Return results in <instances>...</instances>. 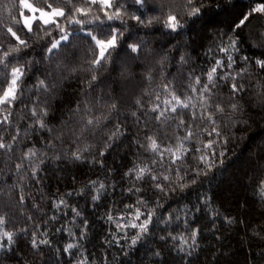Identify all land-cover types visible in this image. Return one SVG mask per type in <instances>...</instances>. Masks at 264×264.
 Returning a JSON list of instances; mask_svg holds the SVG:
<instances>
[{
  "label": "trees",
  "instance_id": "trees-1",
  "mask_svg": "<svg viewBox=\"0 0 264 264\" xmlns=\"http://www.w3.org/2000/svg\"><path fill=\"white\" fill-rule=\"evenodd\" d=\"M30 1L36 6L37 0ZM2 3L8 8L0 6V36H7L5 27L11 25V17L17 15V7L13 5H18L19 0H2ZM233 3L235 7L228 5V10L223 11L226 0H215L208 14L211 16L216 11L215 4H219L221 15L214 18V23H204L207 16L195 23L189 20L178 34H167L158 24L151 29L131 27L135 21H130L133 38L128 43L143 38L148 41L147 48L139 60L128 64L129 81L120 79L121 66L125 64L121 57L115 71L109 67L108 71L98 73L94 89L86 85L91 78L87 61L92 58L86 42L76 41L67 52L61 51L45 59L42 48L49 38L39 42L35 38L29 39L32 48L28 49L29 55L25 59L32 63L21 84L22 95L12 108L13 123L5 133V139L8 141L17 129L19 136L11 153L0 151V214H6L8 218L7 230L16 233L11 250L0 252V264H77L81 253L87 257L88 264H264V198L259 190V182L264 178V111L257 106L256 96L258 84L264 82V73L253 65H247L248 72L241 81L248 90L240 100L249 120L247 130L232 129L234 138L226 146L224 164L214 168L207 178L201 177L202 182L161 197L163 207L158 209L157 215L167 220L171 213L170 223H155L154 218L149 234L135 246L129 247L124 240L119 244L109 243L113 241L111 233L116 231V225L108 221L107 213L118 217L125 214L124 205L133 204L138 197L154 201L161 196L154 194L155 190L146 181H136L125 175L134 164H147L152 159V154L139 147L137 141L145 143L146 134L156 133L163 137L165 133L172 136L176 131L171 121L161 125L151 119L153 113L145 114L154 96L143 97V109L135 104V99L145 89L159 91L165 79L183 91L181 86L189 83L190 73L201 76L213 57L223 56L217 52L221 41L227 40L222 34L232 35L231 25L241 12L247 10L251 0H233ZM145 32L151 35L146 36ZM260 32H264V18L259 16L251 18L250 23L237 31L238 57L264 58V41L258 38ZM165 55L167 62L161 66L158 62ZM181 56L187 60L183 65L179 63ZM242 63L237 58L234 67L239 70ZM149 69L153 75L151 83L143 80ZM45 77L49 83L57 84L53 92L45 93L34 87L38 79ZM121 94L125 100L123 106H120ZM220 95L226 100L228 88L223 87ZM109 97L116 98L118 112L111 113L104 131H110L119 122L125 134L103 157L97 155V150L102 148L103 132H98L96 137L89 136L87 142L95 147L83 153L84 159H72L71 153L77 144L81 148L84 146L81 141L73 143L70 129L77 127L79 119L78 115H73V109L78 103L83 107L82 102H88L89 107L95 105L93 111L100 115L106 113L102 105L110 102ZM34 105L48 107L46 122L53 129L52 133L33 125L30 109ZM132 112H136V116ZM58 136L60 139H56ZM48 142L54 147H47ZM33 146L40 150L38 155L45 154V162L40 165L35 178L28 161L19 173L15 168L21 162L22 153ZM56 156L60 158L55 159ZM90 181L97 182L95 187L89 184ZM100 183L105 188L101 190L100 199L93 201L92 196ZM133 185L142 191L130 193L128 189ZM61 199L67 202L66 205L55 207ZM73 207L80 211V216L72 212ZM177 216L179 220L175 219ZM190 227L200 230L195 249L185 246L184 251H179L174 246H178V241L161 239L169 233L187 236ZM33 232L39 239H48L50 244L33 249ZM69 232L75 236H70ZM122 235V232H116L117 238ZM70 242L79 245L72 250L73 255L63 252ZM189 251L191 255L187 254Z\"/></svg>",
  "mask_w": 264,
  "mask_h": 264
},
{
  "label": "snow or ice",
  "instance_id": "snow-or-ice-1",
  "mask_svg": "<svg viewBox=\"0 0 264 264\" xmlns=\"http://www.w3.org/2000/svg\"><path fill=\"white\" fill-rule=\"evenodd\" d=\"M214 2L215 0H37L34 6L30 0H19L18 5H13L17 7V15L12 16V24L5 27L7 36H0V151L11 153L19 136L17 129L16 134L10 135L8 141L5 139V133L9 131L13 123L12 108L22 95L21 84L32 63L31 60L25 59V56L29 55L28 49L32 48V44L29 43L30 38H35L37 42L44 40L45 37L49 38L42 48V51L46 53L45 59L61 51L67 52L76 41L86 42L89 46L88 51L92 54V58L87 61L89 64L87 71L91 73V78L86 81V85L87 88L94 89L98 73L108 71L109 67L115 71L117 61L121 57L125 59V64L121 66L120 79L129 80L128 64L139 60L147 48L148 41L143 38L137 42L128 43V40L133 38L130 21H135V25L131 27L151 29L158 24L166 30L167 34H178L189 20L195 23L204 20L207 16L208 19L204 20V23H214V18L221 15L220 5L215 4L216 11L209 16L208 10L212 8ZM228 5L235 7L233 0H226L223 11L228 10ZM0 6L8 8L2 0H0ZM255 16L264 18V0H251L247 10L241 12L231 25L232 35L222 34L227 36V40L221 41L217 52L222 53L223 56L213 57L210 66L201 76H193L190 73L189 83L181 86L183 91L173 85L172 81L165 79L159 91L149 92L145 89L135 99V104L143 109V97L154 96L151 107L147 108L145 114L153 113L151 119L161 125L171 121L175 124L176 131L172 136H167L165 133L163 137L156 133L146 134L145 143L137 141L139 147L152 154V159L147 164H134L125 175L134 177L136 181H146L155 190L154 194L159 193L161 196H157L154 201L144 199L142 196L138 197L133 204L124 205L125 214L118 217H113L111 212L107 213L108 221L116 225V231L111 233L113 241L109 243L119 244L121 240H124L129 247L135 246L149 234V226L154 223V218L155 223H170L173 219L171 213L167 220L157 215L158 209L163 207L160 203L161 197L167 196L169 192L183 191L202 182L201 177L207 178L214 168L224 164L226 146L234 138L232 129L247 130L249 120L245 116V109L240 100L248 90L241 81L244 74L248 72L247 65H253L264 73V58L251 60L248 56L238 57L240 48L237 31L244 28ZM145 35H151V33L145 32ZM258 38L264 41V32H260ZM209 51L211 52V49ZM237 58L243 62L239 70L234 67L237 65ZM166 62L165 55L158 63L163 66ZM186 62L185 56H181L179 63L183 65ZM71 71L77 70L71 69ZM143 80L149 83L153 81L151 69L146 71ZM34 87L48 93L53 92L57 84L49 83L48 77H45V79H38ZM223 87L229 90L226 100L220 95ZM256 96L259 101L257 106L264 111V82L258 84ZM100 99L103 100V97ZM109 101L102 105L106 113L100 115L94 113L95 105L89 107L88 102H82L83 107L78 103L73 109V115L79 116L77 127L70 129L74 137L73 143L81 141L84 146L81 148L77 144L75 151L71 153L72 159H84L83 153L95 147L94 144L87 142L89 136L96 137L98 132H103L102 148L97 150V155L103 157L109 149L113 148L114 142L125 134L119 122H116L110 131H104L111 113L118 112L116 98L109 97ZM124 102V96L121 94L120 106H123ZM30 113L34 118L33 125H38L40 129L52 133L53 129L49 128L46 122L49 115L48 107L34 105ZM132 115L136 116V112H132ZM139 122L137 119V123ZM47 147L52 148L54 145L48 142ZM39 152L40 150L34 146L23 152L21 162L15 165L16 171L19 173L25 167L24 162L28 161L32 177L35 178L40 165L45 162L43 159L45 154L38 155ZM59 158V156L55 157V159ZM96 183V181L89 182L92 187H95ZM104 188L105 185L100 183L96 194L92 196L93 201L100 199L101 190ZM259 190L261 197L264 198V178L259 182ZM128 191L140 193L142 189L133 185ZM71 194L68 193V195ZM23 200L24 197L21 196L20 202L23 203ZM66 203L64 199H61L55 207L59 208ZM72 212L76 216L81 215L75 207L72 208ZM52 218L55 219V217ZM175 219L179 220V217ZM231 222L229 220V223ZM7 224L6 214H0V252L11 250L15 243L16 233L7 230ZM188 231L190 234L187 236L169 233L167 237L162 236L161 239L178 241V246L175 244L174 246L179 251H184L185 246L188 249H195L198 247L197 237L200 230L190 227ZM116 232H122L123 235L117 238ZM43 235L46 236V233ZM69 235L75 236L71 232ZM83 235L82 232L81 238ZM49 244L48 239H39L33 232L31 239L33 249L38 250L41 245ZM78 247V244L70 242L64 246L63 252L73 255L72 250ZM187 254L192 253L189 251ZM77 264H88V259L83 256V253H81V259L77 260Z\"/></svg>",
  "mask_w": 264,
  "mask_h": 264
},
{
  "label": "rangeland",
  "instance_id": "rangeland-1",
  "mask_svg": "<svg viewBox=\"0 0 264 264\" xmlns=\"http://www.w3.org/2000/svg\"><path fill=\"white\" fill-rule=\"evenodd\" d=\"M31 2V1H30ZM25 14H28L27 12H25ZM127 81H129V80H127ZM134 82V81H133ZM133 82H130L131 84H133ZM129 83V82H128Z\"/></svg>",
  "mask_w": 264,
  "mask_h": 264
}]
</instances>
